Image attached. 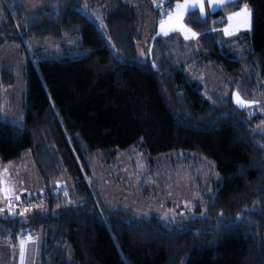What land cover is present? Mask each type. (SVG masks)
Masks as SVG:
<instances>
[{"label":"trees","instance_id":"1","mask_svg":"<svg viewBox=\"0 0 264 264\" xmlns=\"http://www.w3.org/2000/svg\"><path fill=\"white\" fill-rule=\"evenodd\" d=\"M129 1L50 0L24 22L4 10L0 44L14 38L25 53L27 39L70 36L82 52L27 58L24 123L0 118V159H19L29 150L46 186L42 207L33 206L26 216L0 212V239L14 244L22 230L37 232L36 264H264L259 117L229 96L210 102L185 73L196 59L216 64L233 79L245 67L256 69L264 82V0L227 4L245 1L251 8V30L234 38L246 45L241 54L218 41L223 8L204 15L191 8L185 21L199 35V50L153 28L145 61L138 57L145 16ZM176 1L145 4L158 21L162 6L172 9ZM188 50L193 59L180 61ZM11 71L0 66V84L13 81ZM135 144L150 156L184 151L211 159L221 181L204 211L199 207L193 217L166 223L154 214L104 207L89 182L87 159ZM61 175L69 182L55 189L51 184Z\"/></svg>","mask_w":264,"mask_h":264},{"label":"rangeland","instance_id":"2","mask_svg":"<svg viewBox=\"0 0 264 264\" xmlns=\"http://www.w3.org/2000/svg\"><path fill=\"white\" fill-rule=\"evenodd\" d=\"M46 1L50 0H0V22L4 19L6 8L24 22L35 15ZM232 1L234 0H177L169 13H163L164 16L156 21L152 11L147 9V0L145 3L142 0H130L140 11V15L145 16L143 37L138 43V57L142 61L146 60L148 51L151 50V46H146V41L150 39L153 28L162 36L174 33L181 38V42L185 40L199 50V35L183 17L191 8H198L202 15L207 11L223 8L221 10L224 12L225 22L216 27L218 41L226 44L231 51L241 54L246 45L234 38L251 30L252 13L245 1L238 7L227 6ZM20 9H23L21 15ZM215 22L220 23L221 18L213 20ZM13 37L16 36L10 38ZM75 38L64 36L59 41L51 38L27 39L25 53L18 40H3L0 44V66H7L12 70L13 81L6 85L0 84V118L17 125L24 123V65L27 58L39 60L78 55L82 51L76 47ZM177 46H170V49L177 50ZM188 52L189 50L182 55L184 58L180 61L193 59L194 52L187 54ZM199 62L194 59L187 64L185 73L198 83L204 97L214 102L217 97L223 99L229 96L228 99L238 108L257 113L259 118L255 130L264 131V82L257 78L256 69L245 67V74L233 79L216 64H197ZM31 154L27 150L19 159H0V212L9 198L23 197V194L27 198L32 196L34 208L44 205L46 186ZM87 165L90 171L89 182L94 185L104 207L124 209L140 216L154 214L166 223L193 217L198 214L199 207L203 212L206 202L214 193L215 185L221 181L212 160L198 153L171 151L150 156L140 144L128 149H116L115 154H100L89 158ZM67 179L66 175H61L51 186L60 189L64 183L69 182ZM30 211L20 213L26 216ZM24 236L14 244L6 238L0 239V264L37 263L41 237L37 232L28 235L25 233Z\"/></svg>","mask_w":264,"mask_h":264},{"label":"built area","instance_id":"3","mask_svg":"<svg viewBox=\"0 0 264 264\" xmlns=\"http://www.w3.org/2000/svg\"><path fill=\"white\" fill-rule=\"evenodd\" d=\"M164 11H166V8H163ZM2 210H7L10 213L14 214L17 212H24L29 211L33 208V203L28 198H21V197H11L6 201V205L2 206ZM26 231L22 230L20 232V237H25Z\"/></svg>","mask_w":264,"mask_h":264},{"label":"clouds","instance_id":"4","mask_svg":"<svg viewBox=\"0 0 264 264\" xmlns=\"http://www.w3.org/2000/svg\"><path fill=\"white\" fill-rule=\"evenodd\" d=\"M163 8H166L167 10L164 11ZM170 10H171V9H168L167 7L162 6L161 12H162V14L164 13V15H166V14L169 13ZM164 15H163V16H164ZM20 238H24V237H20Z\"/></svg>","mask_w":264,"mask_h":264},{"label":"crops","instance_id":"5","mask_svg":"<svg viewBox=\"0 0 264 264\" xmlns=\"http://www.w3.org/2000/svg\"><path fill=\"white\" fill-rule=\"evenodd\" d=\"M175 3H176V2H175ZM175 3H174V5H175ZM174 5H173V7H174ZM198 10H199V9H198ZM207 12H208V11H207ZM183 17H184V20H185V13H184V16H183ZM185 22H186V21H185ZM156 32H157V31H156Z\"/></svg>","mask_w":264,"mask_h":264},{"label":"snow or ice","instance_id":"6","mask_svg":"<svg viewBox=\"0 0 264 264\" xmlns=\"http://www.w3.org/2000/svg\"><path fill=\"white\" fill-rule=\"evenodd\" d=\"M178 7H182V6L178 5ZM245 11H246V10H245ZM238 102L243 103L242 101H238Z\"/></svg>","mask_w":264,"mask_h":264},{"label":"bare ground","instance_id":"7","mask_svg":"<svg viewBox=\"0 0 264 264\" xmlns=\"http://www.w3.org/2000/svg\"><path fill=\"white\" fill-rule=\"evenodd\" d=\"M21 198H23V197H21Z\"/></svg>","mask_w":264,"mask_h":264}]
</instances>
